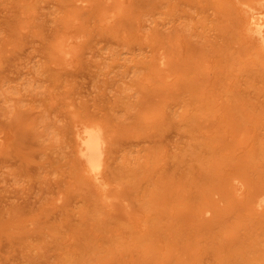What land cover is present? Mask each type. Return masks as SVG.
Instances as JSON below:
<instances>
[{
    "label": "rangeland",
    "instance_id": "rangeland-1",
    "mask_svg": "<svg viewBox=\"0 0 264 264\" xmlns=\"http://www.w3.org/2000/svg\"><path fill=\"white\" fill-rule=\"evenodd\" d=\"M252 6L0 0V264H264ZM82 124L107 140L102 188Z\"/></svg>",
    "mask_w": 264,
    "mask_h": 264
},
{
    "label": "bare ground",
    "instance_id": "bare-ground-1",
    "mask_svg": "<svg viewBox=\"0 0 264 264\" xmlns=\"http://www.w3.org/2000/svg\"><path fill=\"white\" fill-rule=\"evenodd\" d=\"M244 14L245 34L264 53V7H248L244 10ZM90 125L76 126L74 130L76 151L83 169L88 174L89 181L102 188L101 186L105 184L104 170L107 159V140L100 129ZM258 207H264V197L260 199Z\"/></svg>",
    "mask_w": 264,
    "mask_h": 264
}]
</instances>
